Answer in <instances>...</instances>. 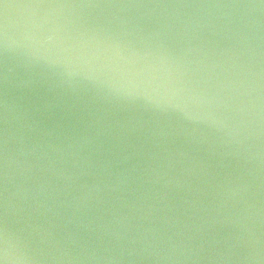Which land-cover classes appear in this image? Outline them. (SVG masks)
Returning a JSON list of instances; mask_svg holds the SVG:
<instances>
[{"label":"water","instance_id":"water-1","mask_svg":"<svg viewBox=\"0 0 264 264\" xmlns=\"http://www.w3.org/2000/svg\"><path fill=\"white\" fill-rule=\"evenodd\" d=\"M0 264H264V0H0Z\"/></svg>","mask_w":264,"mask_h":264}]
</instances>
